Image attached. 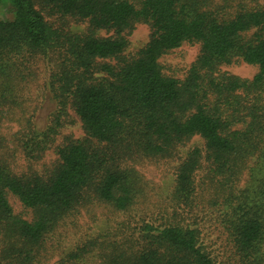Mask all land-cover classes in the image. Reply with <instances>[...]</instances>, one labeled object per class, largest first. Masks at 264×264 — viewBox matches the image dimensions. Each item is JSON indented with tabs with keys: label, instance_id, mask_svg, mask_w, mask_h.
<instances>
[{
	"label": "trees",
	"instance_id": "16d2710c",
	"mask_svg": "<svg viewBox=\"0 0 264 264\" xmlns=\"http://www.w3.org/2000/svg\"><path fill=\"white\" fill-rule=\"evenodd\" d=\"M224 3L0 0V128L19 115L16 132L0 134V264H220L196 221L206 208L217 213L235 264H264V0H243L231 12ZM54 16L112 35L60 31L46 18ZM140 23L150 28L148 42L126 56ZM183 43L199 44L197 57L183 79L165 75L160 58ZM41 58L51 66L45 93L55 103L44 130L23 97ZM236 62L257 73L243 79L221 68ZM69 111L84 136L67 137L43 164ZM194 137L202 148L181 158ZM143 161H177L173 205L121 231L87 229L66 248L83 212L102 205L127 214L145 198ZM11 196L29 218L14 212Z\"/></svg>",
	"mask_w": 264,
	"mask_h": 264
},
{
	"label": "rangeland",
	"instance_id": "374dc122",
	"mask_svg": "<svg viewBox=\"0 0 264 264\" xmlns=\"http://www.w3.org/2000/svg\"><path fill=\"white\" fill-rule=\"evenodd\" d=\"M242 1L243 0H213V4L225 5L224 2H227L229 5L228 12H231V10ZM7 16L10 17L9 14ZM46 18L53 28L60 31L66 30L78 35H87L89 33L101 38L112 35V33L106 31L90 32V27L87 22L76 23L68 20L66 23H63L56 16ZM149 34L150 28L148 25L141 23L137 24L132 33L127 36L128 46L124 54L126 56L135 55L148 42ZM198 53L199 44L183 43L180 47L160 58L159 61L163 73L177 79H183ZM221 68L223 71L243 79H251L257 73L256 66L248 65L243 62H236L229 66H222ZM50 73L51 66L49 61L47 62L42 58L37 60L28 70L27 85L23 91V97L26 99V112L27 114L33 115L32 121L38 130H44L49 125L50 115L55 110V103L50 99L49 91L47 94L45 93V89L48 86L47 83L50 80ZM33 108H35L34 113L32 111ZM69 114L71 115V122L65 124V126L60 129L53 147L45 152L41 160L43 164L50 165L56 159L54 147L62 143L67 137L80 139L84 136L81 124L76 115L72 111H69ZM17 118H19V115H16L13 120L5 121L0 128V134L5 135L9 139L18 129ZM196 146L199 148L203 146V141L198 137H194L187 142L185 146L179 149L181 158L185 156L188 150ZM18 164V168H21L23 161L18 159ZM176 165L177 161H162L160 163L143 161L139 164L137 170L143 180L147 182L148 186L145 198L140 200L127 214L114 213L109 210L108 207L102 205H95L86 212L82 211V216L78 221L80 227L76 230L70 229L67 233V238L65 240L66 248L72 247L77 236L85 233L87 229H89L87 233H96L106 229L112 232L121 231L124 230L123 225L129 221L134 222L139 218L149 219L152 215L156 218L163 207L173 205L170 196L174 188V168ZM9 201L15 213L29 218L28 212L21 206L16 198L11 196ZM206 209L204 210L205 213H200L196 219L198 227H200L202 231V242L204 247L215 258V261L220 264H235V261L240 262L238 256L233 254L232 245L228 241L226 234L221 229V226L216 224L214 220L217 213L213 212L211 208L208 210ZM208 218L210 219L207 220ZM164 221L167 222L168 218L161 220V222ZM171 221H174L173 217H171ZM262 250L264 253V245Z\"/></svg>",
	"mask_w": 264,
	"mask_h": 264
}]
</instances>
